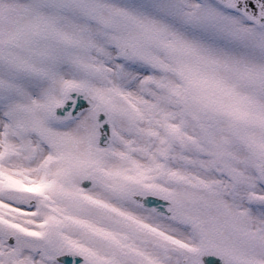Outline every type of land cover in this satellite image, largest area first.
Wrapping results in <instances>:
<instances>
[{
  "label": "snow or ice",
  "instance_id": "obj_1",
  "mask_svg": "<svg viewBox=\"0 0 264 264\" xmlns=\"http://www.w3.org/2000/svg\"><path fill=\"white\" fill-rule=\"evenodd\" d=\"M0 264H264V0H0Z\"/></svg>",
  "mask_w": 264,
  "mask_h": 264
}]
</instances>
